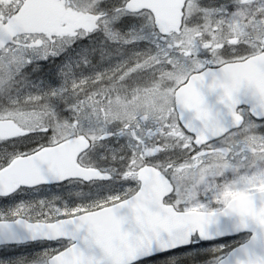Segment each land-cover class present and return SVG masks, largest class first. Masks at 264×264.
Returning <instances> with one entry per match:
<instances>
[{
	"label": "snow or ice",
	"instance_id": "snow-or-ice-1",
	"mask_svg": "<svg viewBox=\"0 0 264 264\" xmlns=\"http://www.w3.org/2000/svg\"><path fill=\"white\" fill-rule=\"evenodd\" d=\"M0 264H264V0H0Z\"/></svg>",
	"mask_w": 264,
	"mask_h": 264
}]
</instances>
